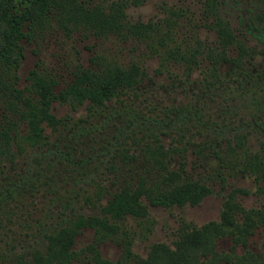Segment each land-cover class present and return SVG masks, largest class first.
Listing matches in <instances>:
<instances>
[{
    "label": "rangeland",
    "instance_id": "374dc122",
    "mask_svg": "<svg viewBox=\"0 0 264 264\" xmlns=\"http://www.w3.org/2000/svg\"><path fill=\"white\" fill-rule=\"evenodd\" d=\"M211 3L228 21L243 52L231 50L242 55L236 69L240 72L222 64L219 81L209 87L201 83L208 72L161 65L160 43L185 48L199 38L213 46L217 34L205 26L215 19ZM126 13L131 21L149 24L143 36H97L82 28L66 32L55 23H43L32 39L21 40L20 87L35 67L56 78L57 92L78 64L95 65L93 56L123 64L135 61L145 76L134 89L92 112L87 102L76 107L70 101L51 104L62 121L55 130L43 123L46 144L28 148L5 167V174L17 176L34 152L31 169L39 176L37 190L25 188L19 196L0 199V244L12 253L10 258L20 255L21 262L30 264L35 249L46 252L44 230L76 214L103 216L101 205L108 195L97 199L95 191H103L97 185L111 189L123 181L113 180L119 167L127 181L135 182L145 172L149 146L157 137L166 147L181 149L185 158L175 153L172 167L182 165L209 192L195 204L151 205L142 199L145 211L111 219L114 224L103 238L95 237L93 227H83L68 264H97L91 242L102 257L122 264H138L154 248H165L162 255H177L179 264H264V0H143L129 5ZM4 104L0 98V112ZM80 114L84 119L78 120ZM224 217L229 223L204 253L196 247L197 229ZM249 223L246 234L243 227Z\"/></svg>",
    "mask_w": 264,
    "mask_h": 264
},
{
    "label": "trees",
    "instance_id": "16d2710c",
    "mask_svg": "<svg viewBox=\"0 0 264 264\" xmlns=\"http://www.w3.org/2000/svg\"><path fill=\"white\" fill-rule=\"evenodd\" d=\"M142 2L143 0H0V98L5 103L0 112V171L3 173L0 176V199L19 196L25 188L28 191L37 190L34 185L39 174L35 175V171L31 169L34 167L32 161L36 153L30 154L26 167L19 173L16 172L15 177L5 174V167L9 166V162H16V158L28 148L46 144L43 123L55 130L57 123L62 121V117H58L51 109L54 101H70L74 107L87 102V110L92 112L103 107L108 100L120 97L125 90L134 89L145 76L142 65L135 61L123 64L93 56L91 60L95 65L78 64L72 72L71 80L57 92L54 88L56 78L35 67L28 73L27 84L20 87L18 68L24 55L21 40L32 39L36 28L42 27L43 23L49 26L50 23H55L66 32L82 28L89 29L97 36L114 34L121 37H141L149 24L129 20L126 8ZM210 15L215 19L205 26L217 34L218 40L213 46L204 45L205 42L199 38H196L194 45L185 48L172 46L170 42H161L160 45L164 48L161 65L173 63L189 71L200 69L202 73L208 72L203 75L201 83L212 87L219 81V68L222 64H227L230 72H240L236 69L241 65L239 62L242 55H233L231 50L234 47L239 52L243 50L228 21L218 14L213 3ZM261 33L264 34V29ZM82 119L84 116L80 114L78 120ZM149 147L151 151L146 157L148 164L145 172L142 171L135 182L127 181L126 172L123 167H119L114 169L113 180L123 177V181H118V185L115 183L111 189L106 185H97L104 191H95L97 199L104 194L108 195L106 202L101 205L103 216L76 214L71 219L44 230L46 252H37L35 249L32 252L34 260L30 264L70 263L74 255L72 246L75 237L83 227H93L95 237L100 235L103 238L109 233L107 229L114 224L110 222L111 219L145 211L142 199L151 205L195 204L209 192V186L185 174L182 165L172 167L170 161L175 153L182 159L185 158L180 148L174 150L166 147L157 137L154 145ZM216 157L220 158L218 155ZM261 168L264 171V165ZM17 200H21V197ZM226 223H229L228 218L224 217L220 223L211 221L197 229L199 236L196 247L206 253L204 249H209L214 238L224 232ZM251 225L249 223L243 227L246 234L250 232ZM4 246L0 244V264L10 259H18L19 264H24L20 255L18 257L13 254V258H10L12 253ZM88 247L93 249V258L97 264H122L120 259L102 257L94 242ZM164 249L154 248L147 257L139 259L138 264H179L177 255L175 258L162 255L160 252ZM196 258L194 255L193 259Z\"/></svg>",
    "mask_w": 264,
    "mask_h": 264
}]
</instances>
